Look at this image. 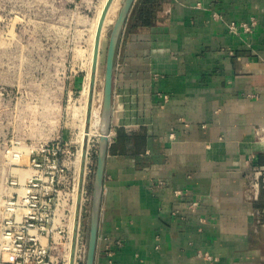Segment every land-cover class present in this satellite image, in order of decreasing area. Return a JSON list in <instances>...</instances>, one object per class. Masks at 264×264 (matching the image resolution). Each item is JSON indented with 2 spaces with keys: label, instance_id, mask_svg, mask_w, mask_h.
I'll list each match as a JSON object with an SVG mask.
<instances>
[{
  "label": "crops",
  "instance_id": "0c3cea01",
  "mask_svg": "<svg viewBox=\"0 0 264 264\" xmlns=\"http://www.w3.org/2000/svg\"><path fill=\"white\" fill-rule=\"evenodd\" d=\"M129 23L94 264H264V0H135Z\"/></svg>",
  "mask_w": 264,
  "mask_h": 264
},
{
  "label": "rangeland",
  "instance_id": "374dc122",
  "mask_svg": "<svg viewBox=\"0 0 264 264\" xmlns=\"http://www.w3.org/2000/svg\"><path fill=\"white\" fill-rule=\"evenodd\" d=\"M103 1L0 0V228L4 200L7 195L20 190V186L12 185L11 180L19 177L24 182L33 174L30 150L41 143L62 137V132L69 135L66 141H69L73 152V155L64 154L62 158L68 166L65 170L67 180L74 182L71 189L78 201L80 190L77 186L80 178L77 159L84 139L83 145L87 148L88 155L82 201L79 205L80 222L75 264H87L89 254L108 55L111 37L124 5V0L112 2L113 6L109 9L102 31L94 92L95 114L88 126L85 125L83 108L84 88L90 69L93 23ZM132 7L133 5L125 18L116 46L112 118L115 113L129 109L128 106L134 111L137 110L136 90L132 89L133 86L125 85L123 90H119L118 94H123L122 98L116 92L120 82L117 74L121 71L118 63L120 44L126 29L128 31L130 27ZM137 26H133L131 30H137ZM75 74L81 75L84 87L69 94L68 81ZM128 80L125 79L124 84L131 82ZM84 127L87 131L90 129L89 135L82 136ZM16 152L20 153L19 159H15ZM74 208H78L76 203ZM73 222L74 215L67 221L68 227L65 231L56 233L52 240L51 254L58 264L68 263L70 242L72 243L75 233H72Z\"/></svg>",
  "mask_w": 264,
  "mask_h": 264
},
{
  "label": "built area",
  "instance_id": "2783aa9c",
  "mask_svg": "<svg viewBox=\"0 0 264 264\" xmlns=\"http://www.w3.org/2000/svg\"><path fill=\"white\" fill-rule=\"evenodd\" d=\"M229 28L234 33L241 28L250 31L246 22L240 25L232 22ZM118 88L117 95L122 98L123 94L118 93L124 86L119 84ZM129 104L132 106L130 99ZM128 107L124 111L126 116L136 118V110ZM255 133L257 141L264 143V126H259ZM64 154L73 155V152L69 141L62 137L41 143L30 150L33 174L24 182L19 177L11 180V184L19 185L21 191L7 195L4 200L0 264H58L51 254V243L56 233H63L68 227L65 222L73 216L76 203L71 189L74 182L67 180ZM14 156L19 159L20 153L16 152ZM260 175L264 176V173L260 172Z\"/></svg>",
  "mask_w": 264,
  "mask_h": 264
},
{
  "label": "water",
  "instance_id": "95a60500",
  "mask_svg": "<svg viewBox=\"0 0 264 264\" xmlns=\"http://www.w3.org/2000/svg\"><path fill=\"white\" fill-rule=\"evenodd\" d=\"M114 0H108L103 13L101 15V19L98 26L97 31V37H96V45L94 50V61H93V68H92V75H91V91H90V100L94 96V91L96 87V80H97V73H98V66L100 61V53H101V44H102V31L105 25V21L109 12V9L112 5V2ZM135 0H124L123 9L121 11L120 17L117 21L116 27L114 29V32L111 37V45L109 49V55H108V63H107V73H106V87H105V99H104V111L109 108L111 110L109 115V122L108 127L105 135L102 136L100 147H99V154H98V168H97V174L96 179L94 183V199H93V209H92V222H91V233H90V243H89V254L87 259V264H94V258L96 253V245H97V236H98V218H99V211H100V203H101V196H102V189H103V176H104V165L107 155V149L109 145V137H110V131H111V125H112V97H113V87H114V59H115V52H116V46L118 42V38L122 29V26L124 24L125 18L133 5ZM127 5V7H126ZM126 7V10L124 11V8ZM116 32V39L114 41V33ZM91 103L88 110V122L90 121V115H91ZM85 155H88L87 150L85 151ZM83 166L81 178H80V185H79V194H78V201L77 206L79 208V205L82 201V191L84 187V180H85V173H84ZM97 196V198H96ZM76 211V223L77 227H75V233H74V240H73V253H72V261L71 264H75L76 259V245H77V237H78V229H79V222H80V208Z\"/></svg>",
  "mask_w": 264,
  "mask_h": 264
},
{
  "label": "bare ground",
  "instance_id": "6f19581e",
  "mask_svg": "<svg viewBox=\"0 0 264 264\" xmlns=\"http://www.w3.org/2000/svg\"><path fill=\"white\" fill-rule=\"evenodd\" d=\"M107 0H104L102 5L100 6V9L97 13V16L94 20V23H93V32H92V35H91V58H90V69H89V74H88V79H87V82L85 83V88H84V94H85V103H84V110H85V125L88 124V126L91 125V122H92V115L94 116L95 114V108H94V96L93 98L90 100V91H91V75H92V68H93V61H92V57L94 59V50H95V45H96V37H97V32L96 30L98 31V26H99V23L98 21L100 22L99 20V17L101 19V15H102V9L104 7V4ZM115 1V0H114ZM114 4V3H113ZM113 6V5H112ZM127 7V5H126ZM126 7L124 8V11L126 10ZM112 8V7H111ZM110 8V9H111ZM105 27V26H104ZM116 32L114 33V41L116 39ZM102 37V36H101ZM94 41H95V45H94ZM91 63H92V67H91ZM90 71H91V74H90ZM89 78H90V81H89ZM95 92V91H94ZM90 101H92L91 103V115H90V121L88 122V110H89V106H90ZM110 112L111 110L109 108H107L106 111H103V114L101 116V119H100V131L102 133V136L105 135L106 130H107V125H108V122H109V115H110ZM83 124V123H82ZM84 126V125H83ZM90 134V129H88L87 131V128L84 127V130H83V135L82 136H85V135H89ZM107 136H108V133H107ZM83 140L82 139V148L80 149V152H79V156H78V168H79V178H81V173H82V169H83V166H85L84 168V173L86 171V166H87V154L85 155V151L87 150V148L83 145ZM88 152V150H87ZM78 178V179H79ZM77 181V180H76ZM78 186L77 188L79 189V185H80V179L78 180ZM76 192H77V189H76ZM76 198V197H75ZM97 198V196H96ZM77 199H78V195H77ZM76 205H77V201H76ZM76 208V207H75ZM74 208V222H73V232H75V227H77V219H76V209ZM79 209V208H78ZM73 235V234H72ZM73 240H74V237L72 236ZM72 238L70 240H72ZM73 240H72V243L70 242V252H69V255H68V263L66 264H71V261H72V249H73ZM76 250H77V245H76ZM66 261V260H65Z\"/></svg>",
  "mask_w": 264,
  "mask_h": 264
}]
</instances>
